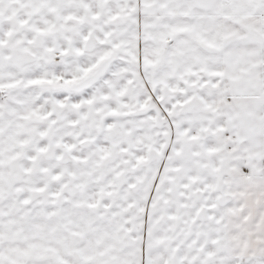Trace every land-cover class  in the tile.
Returning <instances> with one entry per match:
<instances>
[{
    "label": "snow or ice",
    "instance_id": "snow-or-ice-1",
    "mask_svg": "<svg viewBox=\"0 0 264 264\" xmlns=\"http://www.w3.org/2000/svg\"><path fill=\"white\" fill-rule=\"evenodd\" d=\"M0 264H264V0H0Z\"/></svg>",
    "mask_w": 264,
    "mask_h": 264
}]
</instances>
